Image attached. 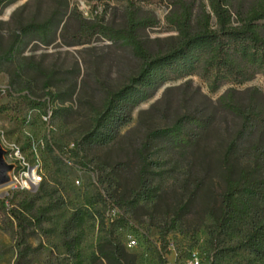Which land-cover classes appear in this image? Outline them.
Masks as SVG:
<instances>
[{
	"label": "rangeland",
	"instance_id": "obj_1",
	"mask_svg": "<svg viewBox=\"0 0 264 264\" xmlns=\"http://www.w3.org/2000/svg\"><path fill=\"white\" fill-rule=\"evenodd\" d=\"M54 1L16 0L4 6L0 11L3 48L12 38V28L46 19ZM25 3L28 5L22 8ZM70 6H77L91 21L127 27L128 5L123 0H109L108 5L97 0H70ZM169 11L165 1L141 5L140 15L151 14L157 21L138 30L141 40L154 48L174 41L177 31L166 21ZM76 24L72 18L68 33ZM141 64L129 47L100 36L82 45H69L58 37L45 46L34 39L13 62L2 64L0 105H10L0 111L2 145H21L30 157L31 173H43L46 188L39 205L47 204L52 196L63 197L64 202L39 229L28 228L29 252L20 258L19 238L7 210L10 199L16 201L29 193L15 189L11 182L1 186L0 198L5 199L7 208L0 202V264H75L62 246L63 223L74 208L91 202L97 216L84 226L81 251L86 264H119L106 257L115 246L120 247L119 256L125 264H165L157 247L167 226L172 227L167 237L180 256L199 250L203 264H207L208 230L220 213L227 164L237 176L246 161L236 148L228 153L237 140L240 119L216 101L230 85L212 92L197 75L164 83L133 109L132 121L114 141L79 144L106 107L109 95L126 85ZM254 85L264 91V76L236 88L243 91ZM27 89L34 97H51V105L58 112L53 115V108L49 109L50 124L41 120L39 112L29 111L23 96ZM193 117L205 120L206 125L193 127ZM169 129L190 133V141L180 144L178 139H171L164 132ZM54 153L61 154L64 163L56 165ZM27 161L20 160V167H27ZM20 183L24 189H31L29 179H20ZM102 192L107 200L97 197ZM110 205L125 213L128 223L112 225ZM129 233L137 237L134 247L127 244ZM247 258V253H241L223 264H246Z\"/></svg>",
	"mask_w": 264,
	"mask_h": 264
},
{
	"label": "trees",
	"instance_id": "obj_2",
	"mask_svg": "<svg viewBox=\"0 0 264 264\" xmlns=\"http://www.w3.org/2000/svg\"><path fill=\"white\" fill-rule=\"evenodd\" d=\"M13 1L16 0H0V11ZM97 1L109 3V0ZM123 1L128 5V24L127 27L116 28L87 19L77 6H70V0H55L49 17L12 28V38L4 48L0 39V72L2 64L13 62L34 39L45 46H50L58 37L69 45H82L100 36L129 47L142 61L141 67L126 85L109 95L106 107L96 117L94 125L82 135L79 144L84 146L114 141L122 128L132 121L133 109L164 83L197 75L212 92H217L223 85H230L216 101L240 119L237 140L229 146L228 153L236 148L246 161L237 176L231 174V166L227 164L220 213L208 230L210 252L207 264H223L241 253H247L246 264H264V91L259 85L243 91L236 88L257 76H264V0ZM162 1L170 6L166 21L177 34L171 44L154 48L149 41L141 40L138 30L157 21L151 14L140 15V8L143 3ZM27 5L25 3L22 8ZM72 18L77 24L75 30L68 33ZM76 71L79 73L80 70L77 68ZM26 92L23 96L30 108L44 109L48 102L51 104V97H34L32 91L27 89ZM9 108V104L0 105V111ZM57 112L58 109L53 108V115ZM190 121L193 127L206 125L201 118L193 117ZM164 132L172 136L171 139H178L180 144L188 143L191 138L190 133L174 129ZM237 141L241 143L237 144ZM48 147L52 151L50 145ZM53 162L56 165L64 163V158L54 153ZM40 184L42 187L36 193H29L16 201L9 200L7 216L19 238L20 258H25L29 252L26 244L28 228L39 229L50 218V213L64 202L63 197L52 196L47 204L39 205L38 199L46 188L45 180ZM97 197L108 199L103 192ZM0 202L7 208L5 199L0 198ZM92 204L77 206L63 223L62 246L75 264H86L81 243L87 220L97 216ZM97 212L101 214L99 210ZM123 222L128 223L125 213L119 214L111 224ZM171 228L166 227L160 249L159 245L157 247L159 258L165 262L162 252L170 251L167 234ZM109 233L113 234V229H109ZM119 254L120 247L115 246L106 253V257L125 264Z\"/></svg>",
	"mask_w": 264,
	"mask_h": 264
},
{
	"label": "built area",
	"instance_id": "obj_3",
	"mask_svg": "<svg viewBox=\"0 0 264 264\" xmlns=\"http://www.w3.org/2000/svg\"><path fill=\"white\" fill-rule=\"evenodd\" d=\"M53 106L50 104V102L47 103L44 109H40L39 107H33L30 108L29 111H35L39 112L40 118L42 121L47 122L50 124L49 120V109H52ZM2 144V140H0ZM3 146V145H2ZM5 150V158L9 162H14L15 167L12 171L11 174V183L15 189H18L20 191H26L28 193H35L39 190L40 183L43 180V173H31L30 165H31V160L30 157L23 152V148L21 145H7L3 146ZM38 150V148H37ZM23 159H28V167H20V160ZM23 177H28L31 180V189H23V187L20 185V179ZM108 214H109V220L113 221L116 217H118L119 209L114 206L110 205L108 207ZM138 243L137 237L135 234H127V244L130 247L136 246ZM159 249H160V243ZM169 249L170 251L164 253L162 252L163 258L166 259L165 264H203V258L201 256V253L199 250L192 251L189 255L187 256H180L179 253L177 252V249L175 247V243L172 240H169ZM172 258H170V256Z\"/></svg>",
	"mask_w": 264,
	"mask_h": 264
},
{
	"label": "water",
	"instance_id": "obj_4",
	"mask_svg": "<svg viewBox=\"0 0 264 264\" xmlns=\"http://www.w3.org/2000/svg\"><path fill=\"white\" fill-rule=\"evenodd\" d=\"M15 167L14 162L5 158V150L0 142V187L11 182V173Z\"/></svg>",
	"mask_w": 264,
	"mask_h": 264
},
{
	"label": "bare ground",
	"instance_id": "obj_5",
	"mask_svg": "<svg viewBox=\"0 0 264 264\" xmlns=\"http://www.w3.org/2000/svg\"><path fill=\"white\" fill-rule=\"evenodd\" d=\"M50 120V119H49ZM31 166V165H30ZM27 167H28V161H27ZM30 169H31V167H30ZM39 173V172H38ZM21 179H29L28 177H23V178H21ZM30 180V179H29ZM30 182H31V180H30ZM20 185H21V183H20ZM31 188H32V185H31ZM24 189V188H23Z\"/></svg>",
	"mask_w": 264,
	"mask_h": 264
}]
</instances>
